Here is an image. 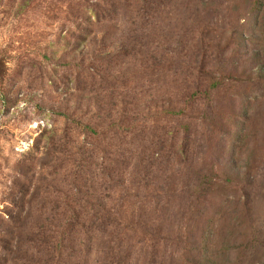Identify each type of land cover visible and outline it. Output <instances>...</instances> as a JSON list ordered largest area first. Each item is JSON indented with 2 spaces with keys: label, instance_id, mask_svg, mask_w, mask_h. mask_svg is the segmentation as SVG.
I'll list each match as a JSON object with an SVG mask.
<instances>
[{
  "label": "rangeland",
  "instance_id": "obj_1",
  "mask_svg": "<svg viewBox=\"0 0 264 264\" xmlns=\"http://www.w3.org/2000/svg\"><path fill=\"white\" fill-rule=\"evenodd\" d=\"M0 264H264V0H0Z\"/></svg>",
  "mask_w": 264,
  "mask_h": 264
},
{
  "label": "trees",
  "instance_id": "obj_2",
  "mask_svg": "<svg viewBox=\"0 0 264 264\" xmlns=\"http://www.w3.org/2000/svg\"><path fill=\"white\" fill-rule=\"evenodd\" d=\"M110 214V213H109ZM106 216H109V215H106ZM111 216V215H110ZM107 218V217H106Z\"/></svg>",
  "mask_w": 264,
  "mask_h": 264
}]
</instances>
